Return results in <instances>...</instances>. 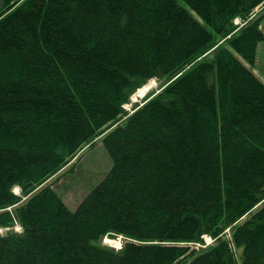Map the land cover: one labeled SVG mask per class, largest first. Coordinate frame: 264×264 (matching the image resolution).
Masks as SVG:
<instances>
[{"label": "trees", "instance_id": "16d2710c", "mask_svg": "<svg viewBox=\"0 0 264 264\" xmlns=\"http://www.w3.org/2000/svg\"><path fill=\"white\" fill-rule=\"evenodd\" d=\"M181 1L0 0V264H264V0ZM98 138L71 210L45 181Z\"/></svg>", "mask_w": 264, "mask_h": 264}, {"label": "rangeland", "instance_id": "374dc122", "mask_svg": "<svg viewBox=\"0 0 264 264\" xmlns=\"http://www.w3.org/2000/svg\"><path fill=\"white\" fill-rule=\"evenodd\" d=\"M177 1L178 3L182 4L181 0ZM239 22L240 21L235 20L234 25H240L238 24ZM262 28L264 30V23L262 24ZM257 52V60L254 66V71L264 81V43L258 47ZM160 83V80H151L149 83H146L143 87L148 84H151V88L141 98H138L137 91L142 89L143 87L138 89L131 97L130 103L124 105L125 111L127 113H131L133 106L137 103L142 102L144 97L149 92L158 89ZM94 143L95 144L92 147L85 146L81 151H79V153L72 158L71 163L66 166V169L64 168L57 175L45 181L46 184H50V186L52 185L51 187L56 190L58 195L66 204V206L69 207L71 210H74L77 207V205L82 201L84 196L91 190L92 187H94L100 180L104 178V176L108 173L111 168L110 158L108 157L105 149L103 148L102 143L99 141V138L96 139ZM73 166L74 168L71 171L70 168ZM13 192L17 196L22 197V191L19 187H14ZM22 198L23 202L25 197ZM9 231L21 233L22 227L19 223H15L14 226L11 228H0L1 235H4ZM225 232L228 233V229ZM210 238V236L203 235V241L205 240L209 243ZM102 245L114 249H120V247L123 245V237L106 236L102 240ZM193 245L197 244L194 243ZM204 245L207 246L206 242Z\"/></svg>", "mask_w": 264, "mask_h": 264}, {"label": "bare ground", "instance_id": "6f19581e", "mask_svg": "<svg viewBox=\"0 0 264 264\" xmlns=\"http://www.w3.org/2000/svg\"><path fill=\"white\" fill-rule=\"evenodd\" d=\"M255 72V71H254ZM151 88V84H148V85H146L145 87H143L142 89H140V90H138L137 91V93H138V98H141L149 89ZM14 193V192H13ZM15 194V193H14ZM22 227V226H21ZM22 231H23V228H22ZM21 231V232H22ZM212 241V242H211ZM213 239L211 240V238L209 239V243H210V245L213 243ZM205 242H206V245L208 246L209 245V243L207 242V241H203V243H199V242H197V243H195V244H197L196 246L197 247H199V248H206L207 246H205L204 244H205ZM112 243H113V241H112ZM116 245V244H115ZM121 248V247H120Z\"/></svg>", "mask_w": 264, "mask_h": 264}]
</instances>
